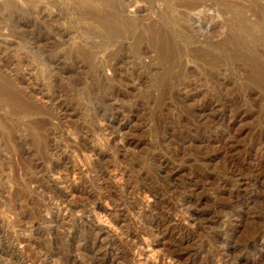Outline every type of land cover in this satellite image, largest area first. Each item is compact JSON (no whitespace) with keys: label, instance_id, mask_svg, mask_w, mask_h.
<instances>
[{"label":"rangeland","instance_id":"374dc122","mask_svg":"<svg viewBox=\"0 0 264 264\" xmlns=\"http://www.w3.org/2000/svg\"><path fill=\"white\" fill-rule=\"evenodd\" d=\"M177 253L264 264V0H0V264Z\"/></svg>","mask_w":264,"mask_h":264},{"label":"bare ground","instance_id":"6f19581e","mask_svg":"<svg viewBox=\"0 0 264 264\" xmlns=\"http://www.w3.org/2000/svg\"><path fill=\"white\" fill-rule=\"evenodd\" d=\"M200 4V3H199ZM252 31V30H251ZM251 62V61H250ZM9 98V97H8ZM12 98V97H11ZM15 98H17V97H15ZM12 101L13 100H15L14 98L13 99H11ZM59 101V100H58ZM15 102V101H14ZM19 102H17V104H18ZM23 105V104H22ZM21 106V105H20ZM19 106V107H20ZM22 107V106H21ZM14 109V108H13ZM23 110H26V109H23ZM236 167V166H235ZM57 170V169H56ZM239 170V169H238ZM235 172V171H234ZM236 173V172H235ZM106 174V173H105ZM110 174V173H109ZM243 175V174H242ZM246 176V175H245ZM234 178V177H233ZM66 179V178H65ZM57 180V179H56ZM59 180V179H58ZM62 181V180H61ZM248 182H250V181H248ZM242 183V182H241ZM232 186V185H231ZM240 186V185H239ZM243 187H244V192H243V195L245 196V193L246 192H248L247 191V189L245 188L246 187V184H244L241 188H239V191H238V197H241L240 195H242V189H243ZM248 187V186H247ZM235 188V187H234ZM249 188V187H248ZM70 190V189H69ZM242 190V191H241ZM152 192V191H151ZM247 194V193H246ZM148 195V194H147ZM155 195V194H154ZM156 196V195H155ZM196 196V195H195ZM236 196H237V194H236ZM248 195H246V197H247ZM237 197V198H238ZM194 198V197H193ZM236 198V199H237ZM233 199V198H232ZM235 199V200H236ZM239 199V198H238ZM237 199V200H238ZM247 199V198H246ZM245 199V200H246ZM187 201V200H186ZM232 201V200H231ZM193 202V199H191L190 197H189V199H188V201H187V204L189 205V204H191ZM236 202H238V201H236ZM250 202V201H249ZM108 203H109V201H108V199H106V206H108ZM230 203V202H229ZM243 203V202H242ZM105 204V203H104ZM187 204H185V205H187ZM238 204V203H237ZM111 205V204H110ZM184 205V206H185ZM232 205V204H231ZM101 205H97V207L99 208ZM103 206V205H102ZM229 206V205H228ZM233 206V205H232ZM236 206V205H235ZM108 208V207H107ZM147 208V207H146ZM229 208V207H228ZM104 209V208H103ZM181 209V208H180ZM112 210V209H111ZM193 211V210H192ZM224 212V211H223ZM84 214V213H83ZM109 214V213H108ZM179 215V214H178ZM98 217V216H97ZM103 220V219H102ZM209 220V219H208ZM211 220V219H210ZM221 220V219H220ZM167 221V220H166ZM160 224V223H159ZM153 226V225H152ZM166 225H165V223H161L160 224V226H158L159 227V230H158V235L159 236H162V237H166L168 234H169V232H171V229H163L164 227H165ZM168 226H170V223H169V225ZM184 230V229H183ZM173 231V230H172ZM124 237V236H123ZM161 237V238H162ZM183 237V236H182ZM254 237V236H253ZM127 238V237H126ZM140 238V237H139ZM188 238V236L186 237V239ZM255 238V237H254ZM176 239V238H175ZM185 238H182L181 240H179L178 242H177V246L178 247H182V246H184V244H186V240ZM130 240V239H129ZM188 240V239H187ZM145 241V240H144ZM149 242V241H148ZM256 242V241H255ZM133 243V242H132ZM144 244H147L148 245V243H144ZM191 245V244H190ZM145 247H147L148 249H149V247L148 246H145ZM174 249V248H173ZM144 250H145V248H144ZM78 251V250H77ZM173 251V250H172ZM180 251V250H179ZM137 252V251H136ZM181 252V251H180ZM222 256V255H221ZM164 257V256H163ZM170 257V256H169ZM96 258V257H95ZM158 259V258H157ZM183 259H184V255L183 254H174V255H171V257H170V261H169V264H178V263H180V262H182L183 261ZM169 260V259H168ZM168 262V261H167ZM166 262V263H167ZM188 262V261H187ZM232 262V261H231ZM141 263V262H140ZM165 263V264H166ZM254 263V262H253Z\"/></svg>","mask_w":264,"mask_h":264}]
</instances>
